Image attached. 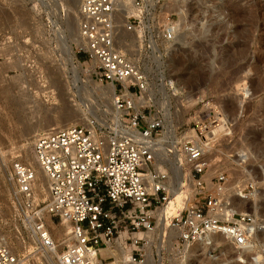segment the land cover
Returning <instances> with one entry per match:
<instances>
[{"label":"rangeland","instance_id":"1","mask_svg":"<svg viewBox=\"0 0 264 264\" xmlns=\"http://www.w3.org/2000/svg\"><path fill=\"white\" fill-rule=\"evenodd\" d=\"M149 1L141 24H135V29L125 28V37H116L118 49H123L147 78L149 101L144 107H150L164 121L158 106L168 101L174 137L179 142L187 133H194L197 126L204 125L209 131L219 124L218 117L225 116L222 132L216 136L204 134L207 142L203 148L210 163L207 179L225 172L229 193L241 187L246 179H254L257 194L251 201L256 206L255 214L264 217V0H146V3ZM181 1L185 5L178 12L176 7ZM33 2L0 0V235L21 254L32 250V244L25 237V241L17 237V231L22 230L15 220L7 173L13 161L32 162L33 140H27L30 137L27 130L36 127L39 132L47 131L48 122L53 127L57 122L62 125L65 121L57 119L55 112L61 110V116L67 107L72 112L69 122L112 121V101L106 94L108 84L96 80L95 63L84 54H76L77 44L71 45L74 65L86 68L97 87L96 91L88 87L90 92H85L89 95L85 92L75 95L70 85L73 76L57 48V27L46 6ZM181 19L186 24L176 35L174 26ZM201 24L209 28L207 32L198 33ZM141 29L142 38L133 41L134 34ZM167 34L172 38L166 39ZM155 56L160 58L156 60ZM19 61L24 69H14ZM78 74L85 80L86 72L79 70ZM52 79L58 80L64 89L67 106L60 102ZM82 85L81 82L79 86ZM83 94H87L86 98ZM28 95L38 101L39 107L32 109L31 103L23 101ZM138 102L141 105L139 99ZM165 125L166 122L156 139L163 137ZM37 201L40 206L47 202L42 196ZM244 206L241 208L249 211L250 205ZM48 221L56 225L57 236L64 222L50 217ZM17 242L23 246L21 249L17 248ZM253 244L264 259V232ZM223 246L209 247L204 255L189 258L185 255L187 247L178 245L174 238L173 253L161 251L159 260L155 252L154 258L161 264H215L205 254L209 252L218 262L223 261L226 258L221 256L225 253ZM227 256L229 264H243L241 257L233 253Z\"/></svg>","mask_w":264,"mask_h":264},{"label":"built area","instance_id":"2","mask_svg":"<svg viewBox=\"0 0 264 264\" xmlns=\"http://www.w3.org/2000/svg\"><path fill=\"white\" fill-rule=\"evenodd\" d=\"M135 15L127 19L131 30L144 20V0H130ZM117 0H79L76 54L96 65V80L111 84L113 121L69 125L41 131L32 142L36 165L47 179V202L34 199L35 170L13 161L7 173L12 186L14 214L22 233L17 237L32 244L26 253L15 252L0 240V264H145L149 237L156 230L158 211L170 200V173L156 169L155 139L163 121L139 105L147 90V78L135 62L116 46ZM171 39V34L165 35ZM193 131L200 140L180 143L188 179L192 183L184 207L168 218V229L178 245L186 246L210 234H219L241 249L264 232V217L235 209L227 193L225 172L205 179L209 169L206 126ZM207 142V141H206ZM238 197L251 201L256 181L246 179L237 187ZM46 217L69 226L71 243L60 245ZM59 249V254L56 250ZM110 249L103 257L101 250ZM34 256L40 258L35 260Z\"/></svg>","mask_w":264,"mask_h":264},{"label":"bare ground","instance_id":"3","mask_svg":"<svg viewBox=\"0 0 264 264\" xmlns=\"http://www.w3.org/2000/svg\"><path fill=\"white\" fill-rule=\"evenodd\" d=\"M37 2H41L40 4H42L43 6H46V8L49 11L48 13L50 15V18L53 19V24L57 27L58 36H59V40L57 42V46H58L57 48H58L59 52L61 53V56H62V59H63V61L65 63L66 68L69 70V72H71V75L73 76L72 77L73 78L72 82L70 84L72 86V88L71 87L70 88L72 90H74V94L75 95H79V94L85 92V90L88 91L89 90L88 87H91L94 90L97 89V87L92 82L91 76L87 72L86 68H80L79 66H75L74 65V57H73L72 51H71V45H73L74 43L79 45V42H80V38H79V34H78V24H77L78 23V19H79V12H78L79 0H34V2H33L34 5ZM183 3L184 2H182V1L178 2V4L176 3L177 4L176 8H177L178 12L182 11L181 10L182 9V5H185ZM117 4H118L117 5V7H118L117 11L118 12L116 13V16H115V22H116L115 41H116V37L117 36H119L118 38H121L123 35H124V37H125V35H127V32L125 31V28H127L126 27L127 19L130 16L135 15L137 13V11L133 8L132 3H131L130 0H117ZM148 4H150V1H149V3H146V0H144L145 11L148 10ZM176 4H175V6H176ZM238 6L236 5V7H238ZM173 9L175 10V8H173ZM170 12H172V10ZM239 17H241V16H239ZM234 23H235V21H234ZM185 24L183 23L182 19H181V21H178L177 24L174 26V28H175L174 29V33L177 35L176 32H178V30L180 31V29H182L183 26H185ZM204 25L205 24H201L200 25V27L198 29L199 30L198 33H204V32L208 31L209 28L204 26ZM141 34H142V29L136 31V35L134 34V36H133L134 39L132 37L133 41H136L137 38L141 39L142 38ZM123 38H122V40H123ZM175 38H176V36H175ZM134 44H135V42H134ZM134 47H135V45H134ZM153 47H154L153 50H154L155 53L159 52V51H157L155 44H154ZM159 56H155L156 60H158L160 58ZM93 63H94V61H93ZM21 64H22L21 61H19V63H15L14 69H18V70L24 69V68H22ZM78 65H79V63H78ZM79 70H82V72H86L85 80H81L80 79L79 74H78ZM81 82L83 83V85L79 86L81 84ZM51 83L56 87V89L58 91L57 95H58V97L60 99V102L63 105L65 104L67 106V103L65 102V99H64V92L65 91H64V89H62L61 84L58 82V80H56V81L53 80ZM171 86H172V84H171ZM162 88H163L162 92H164V87H162ZM106 89H107V93L106 94L109 95L110 100L112 101L114 88H113V86L111 84H108ZM147 91H148V88H147V90L145 92H142V95L138 98L140 100L141 106L148 105L147 102L149 101V99H148ZM89 92H90V90H89ZM97 92H99V91L97 90ZM85 93H87V92H85ZM87 94H83V96L84 95L87 96ZM90 97H92V96H90ZM198 99H200V98H198ZM198 99L194 100L193 102L196 103L197 101H199ZM23 101L26 104L31 103L32 104V106H31L32 109L36 108V107H39L38 106L39 105L38 101L36 99H34L33 96H31V95H28V97L25 98ZM81 103H83V102H81ZM158 107L161 109L162 113L164 114V121L166 122L165 127L166 126L167 127L165 128V132L163 133V137L161 139H155V145H154V148H155V150H154V159L155 160H154L153 165H154V167L156 169L168 171L171 174V178H170V200H169V202L166 205H164L158 211L159 219H158V221L156 223L157 239H156V243H155V240L153 239V234H151L150 237H149V241L150 242L148 244V247L146 248V261H145V264H161L160 261H159L160 260L159 253L161 251H170V252L173 253L175 235H173L174 232H172L171 230L168 229V225H167L168 218L169 217H173L175 215H178V213L182 210V208L184 207V204L186 203L185 201L188 199L189 189L192 186L191 181L187 177L188 173H187V168H186L185 163H184L183 155L180 152V148H178L179 147L178 144H180L182 142V140H181V142H179L178 139H175V137H174V127L172 126V124L170 122L171 118H169V115H170V113H169L170 112L169 103H168V101H164L163 103L159 104ZM37 110H39V109H37ZM60 111L58 110V112H55V114H56L55 117L57 119H61V120L63 118L65 123H63L61 125V123L57 122L56 123L57 126H54V127H56V128H54L53 124L51 122H48L47 123L48 124L47 125L48 130L44 131V132H52V131H55V130H58V129H61V128H65L68 125H86V123H85L86 121H82V122L81 121H79V122L78 121H76V122L75 121H73V122L71 121V122H69V119L71 118L72 112L69 111L68 107H67V109L65 111L61 112V116H60ZM110 111L112 113V115H111L112 118L111 119L113 121L114 113H113L112 109H110ZM221 117H222V115H221ZM221 117L220 118L218 117L219 124H217V126H215V127L210 128L209 131H207V135L216 136L219 132H222L223 126H224V117L225 116H223L222 118ZM164 121H163V128H164V123H165ZM50 124H52V125L50 126ZM56 124H54V125H56ZM26 133H27L28 136H30L29 138H27V140H34L35 137L37 136V134L39 133V130H37L36 127H32L29 131L27 130ZM194 133L193 132H189V133H187V137H184L182 139L190 138V139L200 140L199 137H195L196 133L195 134ZM196 136H198V135L196 134ZM31 160H32L31 163H26V164H29L35 170V182H34V187H33L34 199L37 201L38 197L42 196V197H44V200H47L48 190H47V179H46V176L43 173V171L36 165L33 155H32V159ZM20 162H22V161H20ZM205 179L208 181L207 175L205 176ZM208 185L210 187L209 183H208ZM236 190L237 189H234V191H233L234 195L232 197V202H233V204H235V209L237 211H239V212H244V210L241 207L244 206L245 204H247V205H250V207H248L247 209L251 213L255 214L256 213V211H255L256 210V206L253 204V202L252 201H248V200H243V199L239 198L238 197V193L237 194L235 193ZM233 192H230V193H233ZM227 193H229L228 189H227ZM251 202H252V204H251ZM244 209H245V206H244ZM48 218L49 217L46 218L47 226L51 230L55 231V233H56V231H58L57 228L55 227L56 225H54V223H52L51 221H48ZM68 233H69V226L66 223H63L62 231L57 232V236H55L57 241L61 242L60 245H67V244L71 243V238L68 237ZM0 240L2 242H4L5 244H7L12 249V251L15 252V249H13L14 247L10 246V244L7 243L5 237L0 235ZM154 243H155V245H154ZM220 245H224L225 246V249H224V251H225L224 254L225 255L224 254L221 255L222 258L225 257V256L227 258V257H229V256H227V254H232L233 253L234 256L237 255L239 258L241 257L243 264H264V259L261 256V254L254 250L253 240L250 243H247V245H245L241 249H234L231 241L226 240L223 236H221L219 234H210V235L207 236L206 239H200V240H198V241H196V242H194L192 244L186 245L185 247H187V251H185L186 252L185 255H186V257H189V258L190 257L191 258L192 257H197L198 254H201V255L203 254L204 255V253L207 251V249L209 247H218ZM22 247L23 246H21L17 242V248L21 249ZM155 252H156V255L159 258L158 261L154 258V253ZM56 254H59L58 249L56 250ZM101 255L103 257H106V256L110 255V249L108 248V249H105V250H101ZM205 255L208 256L206 258H211L213 261H215L214 262L215 264H229V261H227L228 259L226 260V258L223 260L220 257L223 261L218 262L217 261L218 259L216 260L214 257L209 256V252L207 254H205ZM34 258L37 261L40 260V258L38 256H34ZM108 264H119V262H118L117 259H114V260L110 261Z\"/></svg>","mask_w":264,"mask_h":264}]
</instances>
